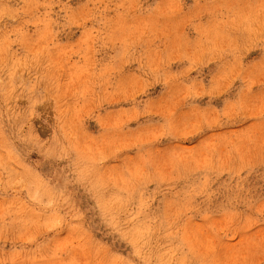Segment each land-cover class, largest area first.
<instances>
[{
  "label": "rangeland",
  "instance_id": "obj_1",
  "mask_svg": "<svg viewBox=\"0 0 264 264\" xmlns=\"http://www.w3.org/2000/svg\"><path fill=\"white\" fill-rule=\"evenodd\" d=\"M0 264H264V0H0Z\"/></svg>",
  "mask_w": 264,
  "mask_h": 264
}]
</instances>
